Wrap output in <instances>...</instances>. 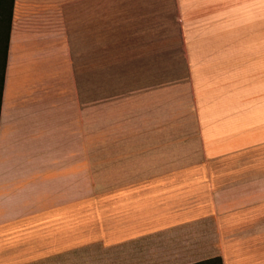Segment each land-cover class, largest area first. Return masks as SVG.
<instances>
[{"label":"crops","instance_id":"crops-1","mask_svg":"<svg viewBox=\"0 0 264 264\" xmlns=\"http://www.w3.org/2000/svg\"><path fill=\"white\" fill-rule=\"evenodd\" d=\"M2 49L0 264H264V0H13Z\"/></svg>","mask_w":264,"mask_h":264},{"label":"trees","instance_id":"trees-1","mask_svg":"<svg viewBox=\"0 0 264 264\" xmlns=\"http://www.w3.org/2000/svg\"><path fill=\"white\" fill-rule=\"evenodd\" d=\"M13 0H0V28L4 27L7 32L11 26V14H12ZM3 70H4V52L0 55V101L3 87ZM221 264L220 259H212L201 264Z\"/></svg>","mask_w":264,"mask_h":264},{"label":"rangeland","instance_id":"rangeland-1","mask_svg":"<svg viewBox=\"0 0 264 264\" xmlns=\"http://www.w3.org/2000/svg\"><path fill=\"white\" fill-rule=\"evenodd\" d=\"M100 119L99 116L96 117L94 113V131L96 127H99ZM96 126V127H95ZM95 140V137H94ZM101 145L94 143V155H93V183L100 184L101 181ZM216 264V263H215Z\"/></svg>","mask_w":264,"mask_h":264}]
</instances>
